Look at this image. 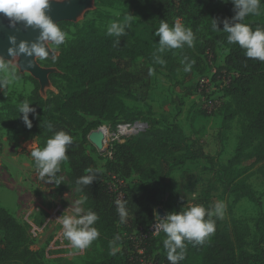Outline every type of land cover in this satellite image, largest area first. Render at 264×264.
I'll use <instances>...</instances> for the list:
<instances>
[{"label":"trees","instance_id":"obj_1","mask_svg":"<svg viewBox=\"0 0 264 264\" xmlns=\"http://www.w3.org/2000/svg\"><path fill=\"white\" fill-rule=\"evenodd\" d=\"M103 6L122 4L132 10L138 22L132 23L127 34L122 37L108 36L107 29H100L94 21L76 25L72 41L61 46L55 60L48 59L50 67L56 70L50 77H58L64 83V91L53 93L45 99L38 82L26 99L37 109L40 119L30 114L33 127L28 129L19 116L20 103L4 98V108L33 136L46 144L56 132L65 131L73 137V144L67 153L71 169L70 178L76 187V180L87 175L86 169H99L97 180L85 187L81 196H87L89 209L99 216L95 227L99 230L103 254L100 260L90 264H169L163 245L166 238L162 232L153 237L147 234L154 222L155 209L163 204L161 188L168 189V197L175 212L184 207L202 205L208 208L203 199L193 200L185 205L177 199V188L171 182L173 171L189 161L204 159L214 161V157L197 148L178 124L167 127L149 124V130L115 144L101 169L97 160L87 152L90 145L88 135L101 121L114 119L118 111H123L122 97H131L132 90L151 78L162 68L175 74L185 56L189 61L196 57L192 48L166 50L157 53L159 37L155 36L160 20L172 25L176 20V7L188 13L193 21V31H204L196 41V50L203 54L213 50L217 44L228 49L224 65L217 73L234 72L231 83L222 91L223 102L228 104L226 119L241 117L242 135L235 157L222 171L225 191L234 196L233 204L247 197L261 209L253 221L255 232L244 220L236 219L229 209V217L223 221L215 218L216 230L202 244L186 242L185 257L179 264H189V260L200 259V264H264V209L261 199L244 185L249 175L244 170H234V165L244 158L246 152L253 159L264 183V62L249 59L245 50L238 44L227 43V33L223 32L222 21L231 19L235 13L231 0H98ZM212 19L221 21V31H213ZM114 21L124 22V17ZM243 23L253 30L264 28V0L260 15H249ZM67 34L71 21L58 23ZM119 39L121 44L114 46ZM157 53L165 61L164 65L154 63ZM137 59H144L137 65ZM53 86L56 81H52ZM4 92V91H3ZM1 91V93H3ZM204 112V111H203ZM204 114L208 115L204 112ZM92 119V120H89ZM131 120V119H127ZM134 122V121H132ZM52 125L50 131L48 125ZM133 176L137 177L131 179ZM121 195V198L119 196ZM125 202L128 209L126 223H120L116 201ZM166 207V206H165ZM164 207V208H165ZM166 210V208H165ZM167 212V211H166ZM168 214V213H167ZM231 214V215H230ZM0 226L5 231L2 240L4 248L0 254L4 261L17 264H38L36 256L27 247L24 226L15 221L5 209L0 208ZM119 236L116 246L120 248L111 254L110 242ZM24 248V249H23Z\"/></svg>","mask_w":264,"mask_h":264},{"label":"rangeland","instance_id":"obj_2","mask_svg":"<svg viewBox=\"0 0 264 264\" xmlns=\"http://www.w3.org/2000/svg\"><path fill=\"white\" fill-rule=\"evenodd\" d=\"M69 1L52 0L55 3ZM129 13L133 15L132 10L122 4L107 7L101 5L98 0H91L71 21L67 41L74 39L76 25L82 26L91 20L104 30L114 18L125 17ZM174 15L176 21L193 28L189 14L178 6ZM136 22L138 19L135 17L133 23ZM193 32L197 40L204 31L200 28ZM196 48L195 41L192 51L196 55L193 58L196 63L191 72L185 73L181 60H178L180 66L175 74L160 68L152 73L150 79L137 85L132 90L131 97H122L123 111H118L112 120L101 121L100 125L90 132L87 152L104 170L109 156L98 150L90 140V135L100 127L113 128L119 123L132 121H148L151 125L157 122L161 127L178 124L191 142L214 157V161L208 162L204 159L189 161L173 171L171 182L178 190L177 199L185 205L191 204L193 200L203 199L207 207L213 206L216 202H223L225 214L221 220L225 221L229 217L230 209L234 218L246 221L253 234L255 232L253 221L261 209L247 197L233 204L234 196L225 191L222 178L224 167H227L236 155L243 120L237 116L226 119V108L229 107L226 103L212 115L204 114L202 106L204 108L205 104L198 87L200 79L209 77L213 70L224 65L228 49L222 44H217L214 51L206 50L201 54ZM58 54L57 49L54 56ZM135 62L137 65H143L145 60L137 59ZM19 63L20 58L17 57L16 65L20 79L3 93L0 91V208L7 210L16 222L24 226L27 242L23 247L33 252L38 264H90L98 261L103 254L98 240L85 250H73L63 236L62 225L56 221L74 205L75 200L82 197L71 181L69 162L61 163V172L58 174L62 177L61 185L39 181L30 152L35 148H43L46 144L41 143L4 108V98L13 103L26 100L35 89L34 80L38 82L40 93L45 99L53 93L64 91L65 83L58 77H50L56 70L50 67L48 59L36 61L37 66L45 73L43 80L29 71L21 70ZM52 81H56L55 86ZM247 153L241 162L234 165V170L245 169L249 178L245 180L244 185L257 194L264 209V183L260 174L255 172L256 166ZM134 178L137 177L133 176L131 179ZM169 193L171 192L168 189L161 188L160 197H164L162 202L168 214L175 211L174 205L169 199H165ZM82 207L89 209L87 203ZM71 213L70 208L69 214ZM4 237L5 231L0 226V249L4 248L2 241ZM73 252L75 254H72ZM8 258L9 261L5 262L4 256L0 254V264H17ZM189 264H200V259H190Z\"/></svg>","mask_w":264,"mask_h":264},{"label":"clouds","instance_id":"obj_3","mask_svg":"<svg viewBox=\"0 0 264 264\" xmlns=\"http://www.w3.org/2000/svg\"><path fill=\"white\" fill-rule=\"evenodd\" d=\"M52 0H0V13L4 14L10 21L9 27L16 29L18 24H22L25 30L38 31V36L34 41L21 40L17 42L16 36L9 37L11 47L8 48L6 59L0 55V91H4L14 82L20 79L17 71L16 58L22 57L28 60V68L35 66L37 60H47L51 56L55 60L54 53L61 46L66 44L68 34L63 31L58 23H55L48 14ZM234 5L235 15L231 19H224L223 32L227 33L228 44H238L245 50V56L249 59L264 62V28L257 27L253 30L248 24L243 23L249 15L261 14L262 0H231ZM135 16L130 13L124 17V22L112 21L107 27V35L122 37L127 34L134 21ZM221 21L212 19L213 31H221L219 24ZM155 36L159 37V48L157 53H164L166 50L182 49L194 47L196 37L191 28L186 27L178 20L172 25L166 20H160ZM121 41L117 39L114 46H119ZM157 53L153 54L154 63L164 65L165 61ZM185 73L191 72L196 61L187 56L180 61ZM22 116L23 123L28 129L33 127V118L40 119L37 109L32 107L27 100H24L18 109ZM52 130V125H48ZM73 137L65 131L56 132L46 142L43 148H35L30 152L31 158L35 162V169L39 181L47 184L61 185L62 177L61 163L67 162L69 146L73 144ZM87 175L76 180V191L83 192L85 187L90 186L97 180L99 169H86ZM88 197L82 196L75 200L66 212L59 217L58 221L62 225L63 236L68 241V246L77 251L89 248L96 241L100 232L95 227L99 216L91 209L82 207L86 204ZM117 213L120 223H126L128 209L125 202L116 201ZM72 213L69 214V209ZM225 214V204L216 202L213 206L205 208L202 205L184 207L179 212L167 214L165 219H161L157 214L156 223L153 225L154 233L163 232L164 248L167 252L169 264H179L185 257L186 242L202 244L206 238L214 234L216 230L215 218L222 219ZM119 236L110 242L111 254H115L119 249L116 242ZM72 254H75L73 252Z\"/></svg>","mask_w":264,"mask_h":264},{"label":"built area","instance_id":"obj_4","mask_svg":"<svg viewBox=\"0 0 264 264\" xmlns=\"http://www.w3.org/2000/svg\"><path fill=\"white\" fill-rule=\"evenodd\" d=\"M235 76V73L232 72L228 74L226 71H222L221 73H217L216 70H213L212 74L209 77H203L199 80L198 87L200 96L203 98V102L205 104L204 108L202 106V110L208 115H212L221 108L223 102V94L222 91L225 87L232 81V77ZM149 124L145 121H134L131 123H119L115 127H107L102 126L99 129L104 131L105 137L103 139L104 149L101 151L107 156L111 157V148L115 144L124 143L126 140L135 137L141 133H145L149 130ZM121 198V195L119 196ZM157 214L161 219H165L167 216V212L163 206L160 204L155 209L154 222L149 228L147 234L157 237L162 232L154 233L153 225L156 223Z\"/></svg>","mask_w":264,"mask_h":264},{"label":"water","instance_id":"obj_5","mask_svg":"<svg viewBox=\"0 0 264 264\" xmlns=\"http://www.w3.org/2000/svg\"><path fill=\"white\" fill-rule=\"evenodd\" d=\"M91 0H70L65 3H55L50 4V11L48 14L51 16L55 23L62 21H72L76 15L89 3ZM9 19L2 13H0V55H3L6 59H9L7 52L8 48L11 47L9 43L10 36H16L17 42L21 40L34 41L38 36V31H33L31 29L25 30L22 24H18L16 29L9 27ZM28 60L24 57L20 59L19 66L23 71H29L34 75L38 76L41 80L45 78V73L41 68L35 66L28 68ZM90 140L95 144L98 150L102 151L104 149L103 138L93 132L90 135Z\"/></svg>","mask_w":264,"mask_h":264},{"label":"bare ground","instance_id":"obj_6","mask_svg":"<svg viewBox=\"0 0 264 264\" xmlns=\"http://www.w3.org/2000/svg\"><path fill=\"white\" fill-rule=\"evenodd\" d=\"M95 133L99 134L104 139L105 134H104V131L102 129H98Z\"/></svg>","mask_w":264,"mask_h":264}]
</instances>
